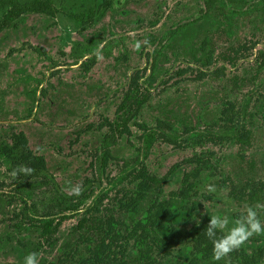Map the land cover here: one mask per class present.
Instances as JSON below:
<instances>
[{
	"label": "rangeland",
	"instance_id": "1",
	"mask_svg": "<svg viewBox=\"0 0 264 264\" xmlns=\"http://www.w3.org/2000/svg\"><path fill=\"white\" fill-rule=\"evenodd\" d=\"M16 1L37 11L0 32V264H225L210 215L264 203V0ZM226 259L264 264V235Z\"/></svg>",
	"mask_w": 264,
	"mask_h": 264
},
{
	"label": "clouds",
	"instance_id": "2",
	"mask_svg": "<svg viewBox=\"0 0 264 264\" xmlns=\"http://www.w3.org/2000/svg\"><path fill=\"white\" fill-rule=\"evenodd\" d=\"M93 55L98 60L102 59L101 48L95 50ZM34 171L27 165H20L8 175L15 181L18 177H31ZM68 190L72 194L79 195L83 188L81 185H73L69 182ZM206 190L209 193L216 191L212 184L207 185ZM205 234L212 243V260L215 262L224 260L225 264H230L226 258L232 252L240 249L253 236L264 235V203L246 205L244 210L235 217L226 214L210 215ZM23 264H40V254L36 251L27 253Z\"/></svg>",
	"mask_w": 264,
	"mask_h": 264
},
{
	"label": "trees",
	"instance_id": "3",
	"mask_svg": "<svg viewBox=\"0 0 264 264\" xmlns=\"http://www.w3.org/2000/svg\"><path fill=\"white\" fill-rule=\"evenodd\" d=\"M0 8L4 11V16L0 22V32L11 25L16 18L26 12L37 11L34 5H20L16 0H0ZM228 62H234L227 60ZM51 223L46 224V229L51 228Z\"/></svg>",
	"mask_w": 264,
	"mask_h": 264
}]
</instances>
